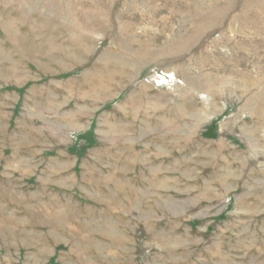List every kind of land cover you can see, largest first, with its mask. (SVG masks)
I'll list each match as a JSON object with an SVG mask.
<instances>
[{
  "label": "rangeland",
  "instance_id": "rangeland-1",
  "mask_svg": "<svg viewBox=\"0 0 264 264\" xmlns=\"http://www.w3.org/2000/svg\"><path fill=\"white\" fill-rule=\"evenodd\" d=\"M0 264H264V0H0Z\"/></svg>",
  "mask_w": 264,
  "mask_h": 264
}]
</instances>
